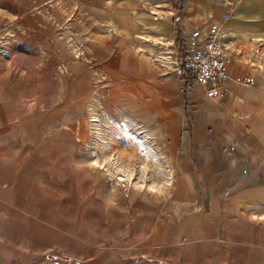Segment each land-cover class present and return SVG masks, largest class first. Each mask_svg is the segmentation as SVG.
<instances>
[{
	"label": "rangeland",
	"instance_id": "1",
	"mask_svg": "<svg viewBox=\"0 0 264 264\" xmlns=\"http://www.w3.org/2000/svg\"><path fill=\"white\" fill-rule=\"evenodd\" d=\"M168 1L0 0V48L10 54L0 126L7 264H191L169 207L167 152L129 116L128 95L97 75L109 56L130 55L140 70L181 79L184 40L152 27Z\"/></svg>",
	"mask_w": 264,
	"mask_h": 264
},
{
	"label": "crops",
	"instance_id": "2",
	"mask_svg": "<svg viewBox=\"0 0 264 264\" xmlns=\"http://www.w3.org/2000/svg\"><path fill=\"white\" fill-rule=\"evenodd\" d=\"M167 5L152 27L168 37L178 27L184 45L204 41L213 24L222 27V96L206 97L200 85L166 67L144 63L140 70L141 60L130 55L109 56L106 76L97 75L107 90L128 95L129 116L167 152L169 207L178 236L190 241L183 260L264 264V0H183L180 11L171 0ZM9 57L0 55V126L7 122ZM15 85L23 94V76Z\"/></svg>",
	"mask_w": 264,
	"mask_h": 264
},
{
	"label": "built area",
	"instance_id": "3",
	"mask_svg": "<svg viewBox=\"0 0 264 264\" xmlns=\"http://www.w3.org/2000/svg\"><path fill=\"white\" fill-rule=\"evenodd\" d=\"M218 37L217 26L213 25L204 41L190 39L184 45L185 56L176 68V74L182 81H192L200 85L206 97L210 99L222 96L224 82L227 79L225 69L227 57ZM245 81L251 83L252 78L248 76Z\"/></svg>",
	"mask_w": 264,
	"mask_h": 264
},
{
	"label": "trees",
	"instance_id": "4",
	"mask_svg": "<svg viewBox=\"0 0 264 264\" xmlns=\"http://www.w3.org/2000/svg\"><path fill=\"white\" fill-rule=\"evenodd\" d=\"M173 7L175 8V9H179V11H180V5H178L175 1H173ZM178 16H180V13L177 15V19H178ZM175 21H176V18H175ZM176 32H177V35L178 36H180V30H179V28L177 27L176 28ZM178 41V40H177ZM183 55L185 56V49L183 50ZM184 56H182V59L184 58Z\"/></svg>",
	"mask_w": 264,
	"mask_h": 264
},
{
	"label": "bare ground",
	"instance_id": "5",
	"mask_svg": "<svg viewBox=\"0 0 264 264\" xmlns=\"http://www.w3.org/2000/svg\"><path fill=\"white\" fill-rule=\"evenodd\" d=\"M0 50H1L0 53L3 54V51H4V50H2L1 48H0ZM5 53H6V51H5ZM6 54H7V53H6ZM167 181H168V180H167ZM167 181H165V182H167ZM160 184H165V183H164V181H162Z\"/></svg>",
	"mask_w": 264,
	"mask_h": 264
}]
</instances>
